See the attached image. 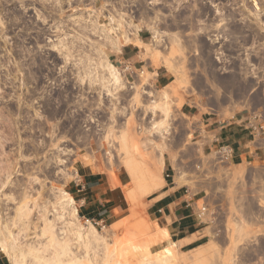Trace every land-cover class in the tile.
<instances>
[{"label":"rangeland","instance_id":"374dc122","mask_svg":"<svg viewBox=\"0 0 264 264\" xmlns=\"http://www.w3.org/2000/svg\"><path fill=\"white\" fill-rule=\"evenodd\" d=\"M133 43L143 68L115 59ZM206 118L264 126V0H0L1 249L13 264H264V160L224 159ZM82 163L130 174L99 224L56 205ZM173 177L213 225L194 249L155 247L168 232L148 202Z\"/></svg>","mask_w":264,"mask_h":264},{"label":"crops","instance_id":"0c3cea01","mask_svg":"<svg viewBox=\"0 0 264 264\" xmlns=\"http://www.w3.org/2000/svg\"><path fill=\"white\" fill-rule=\"evenodd\" d=\"M145 43V38L139 36ZM143 46L138 43L125 44L116 53V61L126 68H143ZM155 81L161 86L169 85L173 74L163 67L154 68ZM186 114H193L192 105ZM208 121V122H207ZM204 128L212 136V144L220 151H226L233 164L246 161L264 160V133L258 130L257 124L246 118L225 122L221 119H204ZM211 126L210 128H208ZM78 179L72 191L77 211L82 217L92 220H103L102 215L108 211L123 209L126 204L124 187L130 183L127 169L120 168L116 176L107 172L96 171L87 164L77 168ZM148 202L149 215L156 221V234L167 230L168 235L155 243V247L163 249L178 245L181 249L202 245L213 231L210 219L199 206L198 198L185 184L177 178L165 179V183L152 192ZM0 264H13L9 256L0 247Z\"/></svg>","mask_w":264,"mask_h":264},{"label":"bare ground","instance_id":"6f19581e","mask_svg":"<svg viewBox=\"0 0 264 264\" xmlns=\"http://www.w3.org/2000/svg\"><path fill=\"white\" fill-rule=\"evenodd\" d=\"M107 66L106 67H107L108 71L110 72V73L108 72V74H110L109 79L111 78L112 81L114 80L115 82H118L120 80V78H121V73L119 72V69L116 66H114L113 64H111V63H107ZM64 191H61V189H60V191H58V190L56 191V193H57L56 194V197H58V201H57L56 205H58L60 207L59 209H62L64 211V214H66V213H68V214H76L77 207H76V201H75V199L73 198V196L69 192H67V191L64 192ZM86 226H88V225H86ZM92 226L89 225L88 227H85V228H83L82 226H80V229H79L78 233L80 235H82V233L83 234L84 233H87V234L95 237L94 235L96 234L95 233L96 231L94 232V229L95 228H94V226L93 227ZM0 229H1V227H0ZM98 238L99 237H97V239ZM0 244L3 245L4 244V240L2 241L0 239ZM4 246H5V244L2 246V248ZM3 249H5V248H3ZM3 251H5V250H3Z\"/></svg>","mask_w":264,"mask_h":264},{"label":"built area","instance_id":"2783aa9c","mask_svg":"<svg viewBox=\"0 0 264 264\" xmlns=\"http://www.w3.org/2000/svg\"><path fill=\"white\" fill-rule=\"evenodd\" d=\"M258 130L260 131V132H263L264 133V126H262V127H260V128H258ZM219 153H221L222 154V156H223V158L224 159H226V160H228L229 159V157H228V154H227V152L226 151H220ZM202 210H205V206L202 208ZM92 219H88V221H91ZM95 221H97L96 223H100V222H103V220L101 221V220H95Z\"/></svg>","mask_w":264,"mask_h":264},{"label":"trees","instance_id":"16d2710c","mask_svg":"<svg viewBox=\"0 0 264 264\" xmlns=\"http://www.w3.org/2000/svg\"><path fill=\"white\" fill-rule=\"evenodd\" d=\"M192 248V247H191Z\"/></svg>","mask_w":264,"mask_h":264}]
</instances>
